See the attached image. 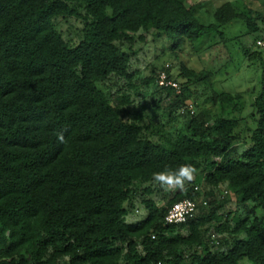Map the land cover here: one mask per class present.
I'll return each mask as SVG.
<instances>
[{"label": "trees", "instance_id": "obj_1", "mask_svg": "<svg viewBox=\"0 0 264 264\" xmlns=\"http://www.w3.org/2000/svg\"><path fill=\"white\" fill-rule=\"evenodd\" d=\"M252 14L225 1L203 24L184 0H0V264H264L260 56V88L242 126L223 114L210 126L201 110L182 131L153 140L129 116V96L107 97L96 85L115 75L130 87V53L121 43L139 30L160 32L176 50L209 35L223 40L222 26L234 19L256 32L259 12ZM56 17L81 19L77 42L62 38ZM181 69L182 99L188 83L212 76ZM208 98L234 109L241 95L211 91ZM235 142L246 146L238 156ZM210 158L218 160L206 163ZM182 164L206 169L207 184H225L246 207L244 215L219 213L206 195L193 218L165 224L174 202L195 200L187 185L164 207L145 197L144 217L126 223L124 203L135 189L146 185L150 195L153 173ZM211 222L227 232L225 241L205 236ZM208 243L225 249L212 251Z\"/></svg>", "mask_w": 264, "mask_h": 264}, {"label": "rangeland", "instance_id": "obj_2", "mask_svg": "<svg viewBox=\"0 0 264 264\" xmlns=\"http://www.w3.org/2000/svg\"><path fill=\"white\" fill-rule=\"evenodd\" d=\"M225 1H230L236 12L247 17L253 16L252 11H258L255 20L256 32H248L245 22L234 19L222 26L223 40L214 35H209L201 42L191 45L184 41L178 49L170 47V41L160 32L154 30H139L133 34L132 42H123L121 47L130 53L128 71L132 73L131 85L121 77L110 75L104 82L96 83L107 97L123 93L129 96V116L144 126L145 133L158 140L162 136H173L182 131L190 110L196 114L206 110L210 117L208 124L212 125L215 115H228L239 119L240 126L251 112L250 102L260 88V59L264 62V46H258L256 41H264V0H184L185 5L192 7L194 14L203 24L213 22L212 13L216 7ZM81 9V8H79ZM82 13V10H79ZM56 30L69 44L77 42L82 28L81 19L75 17H56L54 19ZM142 36V38H138ZM181 66L194 72H210V81L191 82L186 86L188 97H180V87L174 91L162 89L158 85L160 75L165 79L175 82L178 86L185 83L181 75ZM151 79L146 83V80ZM211 91L240 93L241 99L236 108L209 100ZM157 105V106H156ZM246 146L241 142L234 143V153L238 156ZM218 158L206 159V163ZM197 170L193 182L188 184L195 195L197 206L209 196L215 204L220 206L219 213L234 212L243 216L246 207L226 189L225 184L212 186L204 181L206 169ZM152 192L150 195L143 191L144 186L137 187L133 196L124 206L126 208L125 222L134 223L142 219L145 210L142 199L152 198L159 206L164 207L168 198L176 190H165L153 180L150 182ZM198 189L194 191L193 186ZM210 194V195H209ZM250 206V205H249ZM260 214V211H256ZM222 222V221H221ZM216 222L206 225L205 236L215 234L217 240H226L225 230H216ZM185 232L184 229L181 230ZM210 238V237H209ZM209 244V243H208ZM210 245V244H209ZM211 246V250H224L225 247ZM241 264H249L242 260Z\"/></svg>", "mask_w": 264, "mask_h": 264}, {"label": "clouds", "instance_id": "obj_3", "mask_svg": "<svg viewBox=\"0 0 264 264\" xmlns=\"http://www.w3.org/2000/svg\"><path fill=\"white\" fill-rule=\"evenodd\" d=\"M59 142H64L63 133L57 134ZM197 174V169L191 164H182L176 170H165L153 173V181L165 190H180L187 191V185L194 181ZM185 203L183 211H187L192 205ZM183 211L178 217H170V219H183Z\"/></svg>", "mask_w": 264, "mask_h": 264}, {"label": "built area", "instance_id": "obj_4", "mask_svg": "<svg viewBox=\"0 0 264 264\" xmlns=\"http://www.w3.org/2000/svg\"><path fill=\"white\" fill-rule=\"evenodd\" d=\"M256 44L258 46H264V41H256ZM159 80H158V85L159 87L162 86H171L173 88H177L178 85L175 82H171L168 81L167 79H165V76L162 74L159 76ZM193 114V111L190 110V116L191 117ZM194 191L198 189L197 185L193 186ZM184 202H188V204L192 205L193 207L189 208L187 211H183V209L185 208V203ZM183 211V219L182 220H178V219H170V217H178L181 212ZM197 212V203L195 200L190 199V198H183L177 202H174L166 211L164 217H163V222L165 224H175L178 225L180 223L185 222L186 220L193 218L195 213ZM210 239L212 241H214L215 244L218 243L217 238L215 236V234H210Z\"/></svg>", "mask_w": 264, "mask_h": 264}]
</instances>
